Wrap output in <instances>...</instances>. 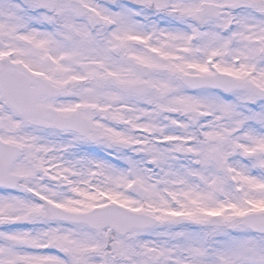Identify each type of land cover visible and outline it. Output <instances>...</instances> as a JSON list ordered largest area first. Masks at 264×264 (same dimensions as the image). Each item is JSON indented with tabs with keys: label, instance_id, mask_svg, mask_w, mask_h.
Segmentation results:
<instances>
[{
	"label": "snow or ice",
	"instance_id": "6c2138e0",
	"mask_svg": "<svg viewBox=\"0 0 264 264\" xmlns=\"http://www.w3.org/2000/svg\"><path fill=\"white\" fill-rule=\"evenodd\" d=\"M0 264H264V0H0Z\"/></svg>",
	"mask_w": 264,
	"mask_h": 264
}]
</instances>
